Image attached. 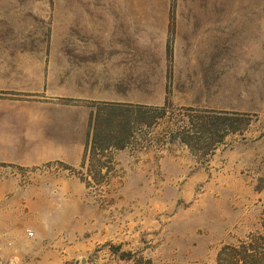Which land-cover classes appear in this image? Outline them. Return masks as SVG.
<instances>
[{
    "label": "rangeland",
    "instance_id": "obj_1",
    "mask_svg": "<svg viewBox=\"0 0 264 264\" xmlns=\"http://www.w3.org/2000/svg\"><path fill=\"white\" fill-rule=\"evenodd\" d=\"M83 48L109 84L114 73L124 100L109 103L167 100L175 114L249 124L212 156L178 142L115 151L108 182L89 188L79 164L1 162L0 264H217L225 245L252 235L262 246L264 0H0V105L62 102L48 73ZM90 103H73L81 150ZM0 112V126L26 124L20 110Z\"/></svg>",
    "mask_w": 264,
    "mask_h": 264
},
{
    "label": "trees",
    "instance_id": "obj_2",
    "mask_svg": "<svg viewBox=\"0 0 264 264\" xmlns=\"http://www.w3.org/2000/svg\"><path fill=\"white\" fill-rule=\"evenodd\" d=\"M90 107L79 166L84 172H77L86 188L108 182L115 151L178 142L193 155L212 156L226 137L241 134L249 124L246 114L227 111L181 107L175 114L167 100L162 106L98 102ZM158 128L160 139L152 136ZM250 236L238 246H223L216 263L264 264V242L256 246Z\"/></svg>",
    "mask_w": 264,
    "mask_h": 264
},
{
    "label": "crops",
    "instance_id": "obj_3",
    "mask_svg": "<svg viewBox=\"0 0 264 264\" xmlns=\"http://www.w3.org/2000/svg\"><path fill=\"white\" fill-rule=\"evenodd\" d=\"M75 52H69L66 62L54 64L53 69L57 71L47 76L49 81H59L51 95L62 102L45 103L35 98L0 105V111L20 110L26 117L24 126H0V163L36 165L57 160L80 166L84 146L81 150L77 144L73 103L119 102L124 97L116 91L114 73H111L113 81L109 84V70L104 61L100 58L89 60L86 48L78 54ZM51 114L58 116V123L45 126L42 122Z\"/></svg>",
    "mask_w": 264,
    "mask_h": 264
}]
</instances>
